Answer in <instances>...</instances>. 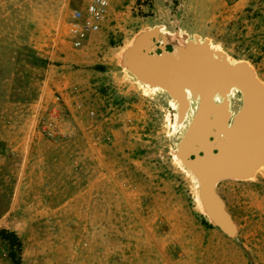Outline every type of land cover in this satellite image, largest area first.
<instances>
[{
  "label": "rangeland",
  "instance_id": "rangeland-1",
  "mask_svg": "<svg viewBox=\"0 0 264 264\" xmlns=\"http://www.w3.org/2000/svg\"><path fill=\"white\" fill-rule=\"evenodd\" d=\"M76 6L0 0V229L19 236L17 259L264 264V163L250 178L215 186L233 228L226 233L175 156L199 100L178 123L171 95L145 93L124 63L145 31L157 29L167 50L199 36L251 64L264 93V0H112L82 48L68 34ZM234 90L230 128L245 106ZM49 122L55 137L43 131ZM0 264H14L1 237Z\"/></svg>",
  "mask_w": 264,
  "mask_h": 264
},
{
  "label": "water",
  "instance_id": "water-1",
  "mask_svg": "<svg viewBox=\"0 0 264 264\" xmlns=\"http://www.w3.org/2000/svg\"><path fill=\"white\" fill-rule=\"evenodd\" d=\"M161 37L162 34L157 29L141 33L135 39L133 47L127 50L124 56L126 67L130 71L134 69L133 74L150 80L153 85L176 88L179 84L185 83L188 87H194L189 82L195 81L207 82L210 87H213L215 82H218L216 88L224 84L227 75L235 72L233 69L220 68L212 58L209 49L199 40L169 51L163 47ZM158 50L161 52L158 53ZM166 52H176L177 55L173 59L165 60L162 55ZM233 86L243 93L245 106L234 128H230L222 148H217L212 156L193 151L188 155L184 154L188 150V142L192 140L190 135L196 129V120L202 112V107L207 100L212 101L205 94L194 98L200 102L196 120L194 119L192 126L188 129L179 150L184 165L196 175L201 184V198L208 217L228 234L233 233V228L215 191V186L226 179L250 178L264 163L262 87L256 76L252 74L243 78L237 77ZM211 192L215 200L214 205L211 204Z\"/></svg>",
  "mask_w": 264,
  "mask_h": 264
},
{
  "label": "bare ground",
  "instance_id": "bare-ground-1",
  "mask_svg": "<svg viewBox=\"0 0 264 264\" xmlns=\"http://www.w3.org/2000/svg\"><path fill=\"white\" fill-rule=\"evenodd\" d=\"M161 31L162 33H165L167 35H172L170 32L166 31L164 27H161ZM196 38L201 43H204L206 45V47L209 49V52L211 53L212 58L216 61L217 65L220 68L233 69L235 71L225 77V82L222 86L218 85L219 87L215 88L218 82H215L214 86L210 87L209 83L207 82L199 83L191 81L189 82V84H192L194 87H188L184 83L179 84L176 88H166L163 86L153 85L150 80L144 79L140 75H134L139 82L143 83L141 84V87L145 93L163 90L172 95V104H174L178 108V123H181L187 117V115L190 113V109H192L191 114L192 112L194 113L196 111L195 107L192 106V104H195L193 98H198L199 96L206 94L207 97H210L212 99V101L207 100L205 105L202 107V112L197 118L198 120H196L195 118V120L197 121V126L194 132L190 135V138L192 140L188 142V150L184 153L185 155H188V153L192 151L203 152L207 156H212L214 155L217 148H222V145H224V142L228 137V132L230 130L228 119L230 114L232 113L231 97L236 95V91L234 90L235 88H233V85L236 82L237 77L243 78L251 74L252 76H254L255 73L253 67L248 62L231 58L225 53L224 50L211 43L209 39L202 40L199 36H197ZM133 45L134 40L124 50V52L126 53V50H129L131 47H133ZM176 55V52H166L162 55V57L165 60H170L173 59V57H175ZM129 72L135 73V70L133 69L132 71H130L129 69ZM215 99L218 100L219 103H217ZM193 122L190 123L189 128L192 126ZM175 156L177 160L183 165V159L180 156L179 151L175 153ZM190 173L196 180H198L196 175L192 171H190ZM210 196L211 204L214 205L215 200L213 192H211ZM200 204L202 206L203 212L207 214V211L201 199Z\"/></svg>",
  "mask_w": 264,
  "mask_h": 264
},
{
  "label": "built area",
  "instance_id": "built-area-1",
  "mask_svg": "<svg viewBox=\"0 0 264 264\" xmlns=\"http://www.w3.org/2000/svg\"><path fill=\"white\" fill-rule=\"evenodd\" d=\"M68 23V34L76 48L84 47L92 34L102 29L110 14L112 0H75ZM43 131L50 137L58 135L52 122L45 123Z\"/></svg>",
  "mask_w": 264,
  "mask_h": 264
},
{
  "label": "trees",
  "instance_id": "trees-1",
  "mask_svg": "<svg viewBox=\"0 0 264 264\" xmlns=\"http://www.w3.org/2000/svg\"><path fill=\"white\" fill-rule=\"evenodd\" d=\"M168 50H172V47L168 46ZM203 222L207 226L213 227V225L211 223H209L204 216H203ZM0 237L9 243V245L11 247V256L14 260V264H21L20 259H17L16 255H15L16 250L17 249L21 250V248H22V242H21L19 236L17 235V233L15 231H10L7 229H0Z\"/></svg>",
  "mask_w": 264,
  "mask_h": 264
}]
</instances>
